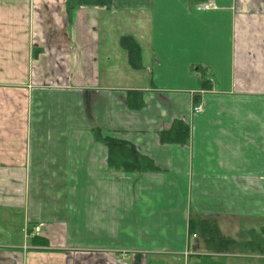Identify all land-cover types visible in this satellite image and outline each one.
<instances>
[{
  "label": "crops",
  "instance_id": "crops-1",
  "mask_svg": "<svg viewBox=\"0 0 264 264\" xmlns=\"http://www.w3.org/2000/svg\"><path fill=\"white\" fill-rule=\"evenodd\" d=\"M66 1L0 0V264H190L210 254L191 218L264 228V0H112L70 19ZM95 130L156 171H111Z\"/></svg>",
  "mask_w": 264,
  "mask_h": 264
},
{
  "label": "trees",
  "instance_id": "trees-1",
  "mask_svg": "<svg viewBox=\"0 0 264 264\" xmlns=\"http://www.w3.org/2000/svg\"><path fill=\"white\" fill-rule=\"evenodd\" d=\"M112 6V0H67L65 7L66 14L69 19L78 8H105ZM121 47L127 51L130 66L135 70L143 68L141 50L137 43L130 37H123L120 42ZM198 98H196V102ZM195 102V103H196ZM177 134L172 138L173 143L186 144L189 139V129L182 123L174 129ZM94 136L96 140L102 142L108 148V168L117 172L144 173L154 172L156 168L153 162L142 156L137 149L123 141L104 136L100 131L95 130ZM162 141L166 142L165 135H162ZM189 236L198 237L202 241L205 250L210 254H231L236 252H257L259 249L255 234L251 232L252 239L246 243H240L234 239L224 237L219 228L210 225V222L201 220L200 218H191L189 222ZM200 234V235H199ZM206 255L208 257H196L198 264H226L225 260H218L214 255ZM150 261V262H149ZM147 264H164L161 260H149Z\"/></svg>",
  "mask_w": 264,
  "mask_h": 264
},
{
  "label": "rangeland",
  "instance_id": "rangeland-1",
  "mask_svg": "<svg viewBox=\"0 0 264 264\" xmlns=\"http://www.w3.org/2000/svg\"><path fill=\"white\" fill-rule=\"evenodd\" d=\"M64 12L65 13L67 12L66 7H65ZM52 13L53 12H51L49 15H47L46 12L43 13L44 20L42 22H44V23H42V25L44 27L50 26V18L52 17ZM234 219H237V220H233V222H231V223H228V222L223 223L222 222V227L220 226L221 234L225 237L234 239L238 242L239 241L244 242L246 240L251 241L253 234H251L250 230L256 229V230H253L254 231L253 233L255 234L256 240H260L257 243H258L259 249L261 250V251H257L256 253H259V254L263 253L264 254V228L262 227V229H261V226L258 227V222L254 223L252 220H250L248 218H243V219L234 218ZM210 225L217 226L216 223H214V222H210ZM220 225H221V223H220ZM263 225H264V222H263ZM193 237H195V236H193ZM186 254H189V253H186ZM231 254H233V253H231ZM227 255H229V254H227ZM195 256L198 257V255H195ZM199 256L200 257H208V256H202V255H199ZM196 257H193V259L190 260V264L200 263V262H197L198 259H196ZM215 257L218 260H224L227 256L225 254H222L220 256L216 254ZM156 261H160V259L156 260ZM238 261H240L241 264H264V258L241 257V258H238ZM139 262H140V264H142L143 259H141V261H139ZM162 262L164 263L165 261L162 260ZM167 263H172V262L169 261ZM240 263L237 262L236 264H240Z\"/></svg>",
  "mask_w": 264,
  "mask_h": 264
},
{
  "label": "built area",
  "instance_id": "built-area-1",
  "mask_svg": "<svg viewBox=\"0 0 264 264\" xmlns=\"http://www.w3.org/2000/svg\"><path fill=\"white\" fill-rule=\"evenodd\" d=\"M208 9H210V4L199 5V6L196 8V10L199 11V12H201V11H206V10H208ZM201 110H202L201 105H196V106L194 107V109H193V111H194L195 113H200ZM195 237H196V236H195Z\"/></svg>",
  "mask_w": 264,
  "mask_h": 264
}]
</instances>
